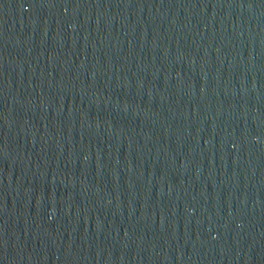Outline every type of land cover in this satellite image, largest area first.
Wrapping results in <instances>:
<instances>
[{
	"label": "water",
	"instance_id": "water-1",
	"mask_svg": "<svg viewBox=\"0 0 264 264\" xmlns=\"http://www.w3.org/2000/svg\"><path fill=\"white\" fill-rule=\"evenodd\" d=\"M0 264H264V0H0Z\"/></svg>",
	"mask_w": 264,
	"mask_h": 264
}]
</instances>
